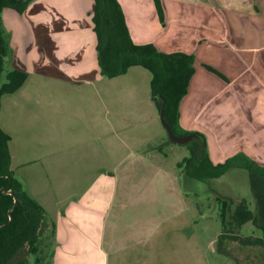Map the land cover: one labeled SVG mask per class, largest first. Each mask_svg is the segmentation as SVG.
I'll list each match as a JSON object with an SVG mask.
<instances>
[{
    "label": "crops",
    "instance_id": "obj_1",
    "mask_svg": "<svg viewBox=\"0 0 264 264\" xmlns=\"http://www.w3.org/2000/svg\"><path fill=\"white\" fill-rule=\"evenodd\" d=\"M118 1L135 44L194 57V73L180 105L179 131L202 134L214 164L240 155L264 166V0H160L161 11L155 0ZM93 14L94 0H32L22 12L2 11L7 45L2 81L12 69L28 74L16 92L1 100L0 127L11 136L12 169L55 223L52 264H189L186 252L179 259L171 249V237H164L170 240V248L165 246L169 250L162 246V252L153 254L158 248L154 236L165 232V223H178L184 212L141 210L148 191L154 194L152 204L160 205L153 188L157 184L164 186L163 195L173 196L182 173L176 168L178 160L166 164L169 156L159 147L166 141L165 127L151 95V77L137 68L140 65L117 77L102 75ZM120 83L127 89L117 103L113 92L107 99H82L89 101L90 118L95 120L87 133L91 138L83 143L64 140L48 154L42 144L35 149L39 140L83 134L74 125L67 130L61 120L77 121L73 112L66 116L59 109L79 101L62 97V90L98 93ZM39 104L44 106L42 124L36 112ZM99 104L104 117L92 115L93 105ZM115 119L121 133L132 128L137 134H128L137 140L112 166L107 159L114 155ZM104 136L111 138V150L100 164L90 163L85 176H93L80 192L63 193L53 201L37 189L35 195L28 191L30 174L25 171L31 165L44 170L45 160L58 155L60 170L78 169L82 163L74 153L95 150V158ZM37 179L42 184L39 175ZM188 228L173 225L168 231L188 244L194 232Z\"/></svg>",
    "mask_w": 264,
    "mask_h": 264
},
{
    "label": "trees",
    "instance_id": "obj_2",
    "mask_svg": "<svg viewBox=\"0 0 264 264\" xmlns=\"http://www.w3.org/2000/svg\"><path fill=\"white\" fill-rule=\"evenodd\" d=\"M30 1L32 0H0V107L3 95L16 92L28 77L26 72L12 69L7 73L5 82L2 81L7 45L1 13L5 8L22 12ZM155 1L161 11L160 0ZM93 22L98 38V60L102 75L117 77L136 65L146 68L151 73V95L159 110L165 104V118L174 132L187 135L189 132L179 131V112L195 69L193 55L182 52L165 53L152 44H135L118 0H94ZM208 68L218 72L211 66ZM198 135L200 137L195 138L190 157L185 158V173L206 181L219 178L234 167L245 168L249 172L254 199V209H250L247 200L242 198L231 210V201L223 198L220 200L219 197L222 203L220 217L223 230L217 240L218 248L223 251L222 243L227 238L243 245H259L264 248V166L240 155L214 164L204 136ZM10 140L11 136L0 127V264H10L25 248L29 253L37 255V262L52 264L53 249L50 255L42 258L40 244L45 232L51 230L54 237L55 223L50 221L45 208L27 193L22 182L16 178L11 166ZM248 222L261 232V236L239 237L232 230L241 228ZM20 264L24 263L21 261Z\"/></svg>",
    "mask_w": 264,
    "mask_h": 264
},
{
    "label": "rangeland",
    "instance_id": "obj_3",
    "mask_svg": "<svg viewBox=\"0 0 264 264\" xmlns=\"http://www.w3.org/2000/svg\"><path fill=\"white\" fill-rule=\"evenodd\" d=\"M137 68H140V70H144V72H146L151 77V73L144 67ZM134 83L132 85H138L136 82ZM126 89L127 86L120 83L115 84L114 86H109V88L104 86L98 93L96 91L92 92L91 90H87L84 93H80V91L76 89L72 91L70 89L62 90V97L76 98L79 101L67 103L68 105H63V107L59 109L60 113L66 112V116H70L71 112H73V114L76 115L77 121H73L68 117L61 120L66 126L67 130L71 125H74L76 128H79V131H82L83 134L76 137H67L61 139L50 137L45 141L39 140L40 143L37 144L36 142V146L34 145V141L32 140L30 144L32 146H35L36 150L37 148H41L39 144H42V146L44 145L42 151H46L48 154V149H55L56 146H58L64 140L68 143H72V141L83 143L85 140L91 138V136H89L90 128L95 122V120H91L90 118L91 115L89 113V101L86 102L83 100L96 99L98 95H103V99H107L113 92L111 96L115 97V102L117 103L122 100V95L125 94ZM35 94L33 95L35 96ZM118 105L119 104H115L116 109L118 108ZM36 107V112L40 118L39 121L42 124V110L44 106L39 104ZM103 109L104 106L101 104L93 105L91 109L92 115H94V117L103 116ZM100 121H102L101 118L99 122ZM114 123L117 127L115 129V143H113L114 155L112 157L108 155L109 158L107 159L108 163H110L112 166L116 165L122 157H124L129 151L132 150L133 147H135V140H137V138H134V136L130 135L137 134L135 130L130 128L126 130V133L124 134L121 133L123 131L122 126H120L119 122L116 119ZM118 127L120 128V130L118 129ZM99 128L101 129L102 127ZM129 132L130 134H128ZM164 132L166 141L165 143L163 142V144L159 145V147L164 148V153H167V155L169 156L167 161H165L167 162L166 164L168 166H173L177 164L176 160L180 162L179 164H177L178 166L176 165V168L180 170V172L182 171L179 176L180 179L178 180V191L176 192L175 190H173L171 191V194L173 196L167 195L166 197V195H163L165 193L164 186L157 184L153 188L159 195L157 202L160 201V205L156 204L154 206V204H152L154 194L152 191H148L146 193L147 196L142 197L145 200L144 202L146 204L141 210L143 212L184 213L177 220L178 223H165V232L158 233L154 236L153 242L155 244L158 242V248H155L153 250V254L158 255V249L161 251L160 247L162 246L165 247L167 245L170 248V240L164 237H171V249L174 250L175 253H178L179 259H182L183 252H186L185 256L189 258V264H264V248L260 247L259 245H243L239 241L230 240L227 238L222 243V251L218 248L217 244L219 234L223 230L222 220L220 217L222 203L221 201H219V197L220 200H222L223 198L227 201H231V210L235 208L239 200H242V198L247 200L250 209H254L255 207L249 184L248 170L245 168H233L228 170L226 174L222 175L219 178H212L206 181L190 177L185 173V165H187L185 158L190 157L191 147L194 145L195 138L185 143H176L170 140V138L168 137V133H166V129H164ZM87 133L89 135H87ZM110 142L111 138L106 136H104L103 141L100 142L99 140V152L95 158L93 157L95 150H90L91 152L88 151L86 153H83V149L77 150L74 155L79 160V162L82 163V165L79 164L78 169L70 168L60 170L58 168L59 160L57 157H55L58 155H51L48 159L45 160L44 170H38L39 165H31L30 168L27 169V171L24 170L25 172L30 174L29 181H31V184L27 185L28 191L35 195V189H37L43 195H45V197L52 198L53 201H56V199L60 200L63 196V193L65 196H67L68 192H80L84 187H86L84 186V182L89 180L90 177L93 176H85V174L87 173L86 169H88L91 162H96L95 164L97 165L101 163L102 157L105 153L107 154V150H111ZM155 143H157V141H155L154 144ZM108 145L109 149L107 148ZM91 155L93 159L91 158ZM71 161L72 160H70V162ZM146 171L149 172L151 170L149 169ZM38 175L42 179V184L39 182V179H37ZM69 182L75 183V185H71L69 184ZM134 190L138 191V188ZM132 194L133 192L130 195ZM130 212H134V209H131ZM173 225H179V227L181 228H184L187 225L189 226L188 230H190L191 227L194 228L193 233L190 231V235L192 236L189 239L188 244H183L186 242H184L182 239H178L177 236L175 237L174 233L168 231L169 228H171V226ZM232 230L235 231V233L238 234L239 237L261 236V232L257 228H255L251 222L246 223L241 228H232ZM153 242L151 240L152 245ZM53 244V233L51 232V230H49L45 232L40 244V248L43 250V252H41L42 258L50 255L53 249ZM167 250L169 249H166V251ZM36 257L37 255L29 253L27 248H25L22 253H19V255L11 261L10 264H20L21 261L24 264H41L40 262H37Z\"/></svg>",
    "mask_w": 264,
    "mask_h": 264
},
{
    "label": "water",
    "instance_id": "obj_4",
    "mask_svg": "<svg viewBox=\"0 0 264 264\" xmlns=\"http://www.w3.org/2000/svg\"><path fill=\"white\" fill-rule=\"evenodd\" d=\"M160 114H161V121L163 126L165 127L167 133H168V137L170 138V140L176 142V143H185L188 142L194 138H198L200 137L197 133H192V134H188L186 136H180L178 134H176L172 128V126L167 122L166 118H165V104L162 105L161 109H160ZM10 194H12L13 192L8 191ZM17 202V198H15V203Z\"/></svg>",
    "mask_w": 264,
    "mask_h": 264
}]
</instances>
